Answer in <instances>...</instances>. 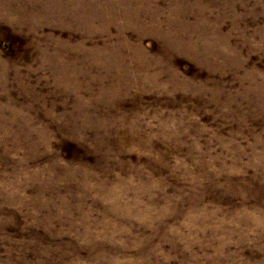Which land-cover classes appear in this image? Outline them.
<instances>
[{
    "label": "rangeland",
    "instance_id": "rangeland-1",
    "mask_svg": "<svg viewBox=\"0 0 264 264\" xmlns=\"http://www.w3.org/2000/svg\"><path fill=\"white\" fill-rule=\"evenodd\" d=\"M0 264H264V0H0Z\"/></svg>",
    "mask_w": 264,
    "mask_h": 264
}]
</instances>
